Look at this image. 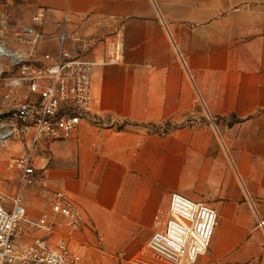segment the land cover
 I'll return each mask as SVG.
<instances>
[{"label":"crops","instance_id":"0c3cea01","mask_svg":"<svg viewBox=\"0 0 264 264\" xmlns=\"http://www.w3.org/2000/svg\"><path fill=\"white\" fill-rule=\"evenodd\" d=\"M44 29L79 27L98 63L91 115L74 138L35 148L40 211L68 195L128 251L180 193L218 216L196 264H264V0H40Z\"/></svg>","mask_w":264,"mask_h":264},{"label":"built area","instance_id":"2783aa9c","mask_svg":"<svg viewBox=\"0 0 264 264\" xmlns=\"http://www.w3.org/2000/svg\"><path fill=\"white\" fill-rule=\"evenodd\" d=\"M32 23L20 27L12 50L0 46V59L12 74L3 83L0 140L14 139L22 148L7 164V170L19 174L21 189L12 198L0 193V264H89L70 245L80 221L71 198L62 191L51 193L33 218L22 193L38 181L34 149L46 140L74 138L88 120L94 70L120 61L123 36L117 31L103 40V60L98 63L92 57V40L79 27L65 25L48 32L44 14L33 17ZM51 42L54 48L37 53L40 44ZM4 72L0 66V76ZM217 221L209 205L173 192L167 209L154 216L155 232L142 256L156 253L171 264H196L207 252ZM257 225L264 228V220ZM25 236H30L27 243Z\"/></svg>","mask_w":264,"mask_h":264},{"label":"rangeland","instance_id":"374dc122","mask_svg":"<svg viewBox=\"0 0 264 264\" xmlns=\"http://www.w3.org/2000/svg\"><path fill=\"white\" fill-rule=\"evenodd\" d=\"M41 9L40 0H0V46L4 45L7 49L12 50L18 44L15 34L20 27L31 26L33 24L32 18L42 14ZM51 47L54 48L52 42L40 44L37 53L46 52ZM6 64L8 65L7 62L0 59V66L5 70L0 76V104L3 95V83L12 75L9 73ZM2 119L3 117L0 115V123ZM21 149V145L14 139L0 140V193L8 198H12L21 189L19 174L7 170V164L19 154ZM33 157L34 161L38 159L35 149ZM22 196L28 215L33 218L37 217L40 213V203L44 200L39 197L34 188H29L27 192L22 193ZM71 236L70 245L73 251L82 255L83 261L89 264H171L163 256L156 253L150 257H143L142 250L145 244L132 252L125 248H119L114 245L113 238L100 237L90 225H88L87 232L79 234L75 229ZM28 241H30V236H25L23 243Z\"/></svg>","mask_w":264,"mask_h":264}]
</instances>
